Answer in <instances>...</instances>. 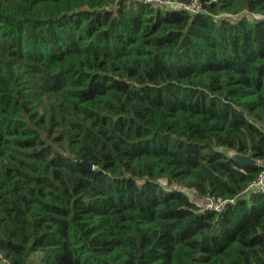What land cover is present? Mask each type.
<instances>
[{
  "label": "trees",
  "instance_id": "1",
  "mask_svg": "<svg viewBox=\"0 0 264 264\" xmlns=\"http://www.w3.org/2000/svg\"><path fill=\"white\" fill-rule=\"evenodd\" d=\"M263 170L264 0H0V264H264Z\"/></svg>",
  "mask_w": 264,
  "mask_h": 264
},
{
  "label": "built area",
  "instance_id": "2",
  "mask_svg": "<svg viewBox=\"0 0 264 264\" xmlns=\"http://www.w3.org/2000/svg\"><path fill=\"white\" fill-rule=\"evenodd\" d=\"M143 1H151V0H143ZM181 8H185L190 10V12H196L200 6L198 4H192V5H180ZM193 7L196 9L193 10ZM248 190L251 192L257 191L264 193V170L257 176L255 181L248 187ZM220 207V204H217L215 202L209 201L205 204V208L210 209H218Z\"/></svg>",
  "mask_w": 264,
  "mask_h": 264
},
{
  "label": "water",
  "instance_id": "3",
  "mask_svg": "<svg viewBox=\"0 0 264 264\" xmlns=\"http://www.w3.org/2000/svg\"><path fill=\"white\" fill-rule=\"evenodd\" d=\"M230 156L236 160L237 162H239L240 164H249V165H254L256 163V160L253 159L250 154L248 155H242V154H238V153H231ZM83 164L88 167L91 168L92 166L86 162H83Z\"/></svg>",
  "mask_w": 264,
  "mask_h": 264
},
{
  "label": "rangeland",
  "instance_id": "4",
  "mask_svg": "<svg viewBox=\"0 0 264 264\" xmlns=\"http://www.w3.org/2000/svg\"><path fill=\"white\" fill-rule=\"evenodd\" d=\"M196 8L195 7H193V10H195Z\"/></svg>",
  "mask_w": 264,
  "mask_h": 264
}]
</instances>
